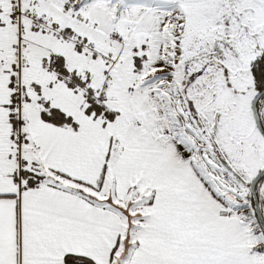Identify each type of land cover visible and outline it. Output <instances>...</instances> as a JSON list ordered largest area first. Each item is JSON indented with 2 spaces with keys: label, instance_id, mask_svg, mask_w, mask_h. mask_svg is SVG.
Instances as JSON below:
<instances>
[{
  "label": "snow or ice",
  "instance_id": "obj_1",
  "mask_svg": "<svg viewBox=\"0 0 264 264\" xmlns=\"http://www.w3.org/2000/svg\"><path fill=\"white\" fill-rule=\"evenodd\" d=\"M0 264H264V0H0Z\"/></svg>",
  "mask_w": 264,
  "mask_h": 264
}]
</instances>
